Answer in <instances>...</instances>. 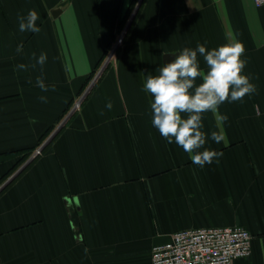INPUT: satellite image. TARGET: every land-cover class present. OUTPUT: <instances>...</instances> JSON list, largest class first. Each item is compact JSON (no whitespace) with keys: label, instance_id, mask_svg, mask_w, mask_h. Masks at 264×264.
<instances>
[{"label":"crops","instance_id":"1","mask_svg":"<svg viewBox=\"0 0 264 264\" xmlns=\"http://www.w3.org/2000/svg\"><path fill=\"white\" fill-rule=\"evenodd\" d=\"M32 9L41 31L20 32L18 14ZM124 23L118 62L95 81ZM232 39L246 49L244 74L257 90L220 106L226 142L211 139L221 127L204 114V147L222 155L200 167L153 127V97L142 89L166 54ZM0 187V264H151L152 247L176 231L234 224L253 237L251 254L234 264H264V5L0 0Z\"/></svg>","mask_w":264,"mask_h":264},{"label":"clouds","instance_id":"2","mask_svg":"<svg viewBox=\"0 0 264 264\" xmlns=\"http://www.w3.org/2000/svg\"><path fill=\"white\" fill-rule=\"evenodd\" d=\"M39 19L35 9L29 10L27 15L18 14L19 31L39 33ZM22 50L23 46L18 45L16 51ZM245 51L243 43L236 39L211 50L204 44H197L195 49L185 47L173 55V60L163 63L157 69L158 74H148L145 78L142 90L153 97L150 105L153 127L169 144L175 142L181 147L195 165L203 167L222 155L204 147L208 139L202 130L204 114L212 113L221 127L220 131L211 132V139L216 143L226 142L222 125L228 117L220 114V106L225 102L242 101L257 90L251 77L244 74ZM198 56L203 57L206 70L200 67ZM46 61L47 54L42 52L36 64L42 68ZM36 64L31 67L35 68ZM28 67L23 63L16 66L17 70L24 71ZM197 80L201 82L197 84ZM36 84L44 92L50 90L42 76L36 78ZM51 90H56L55 85ZM40 100L46 103L47 97L41 96ZM105 107L111 110L112 103L109 101Z\"/></svg>","mask_w":264,"mask_h":264},{"label":"built area","instance_id":"3","mask_svg":"<svg viewBox=\"0 0 264 264\" xmlns=\"http://www.w3.org/2000/svg\"><path fill=\"white\" fill-rule=\"evenodd\" d=\"M254 1L258 7L264 5V0ZM123 33L119 41L109 47L106 63L115 55ZM102 69L96 74V78ZM80 102L81 99L76 101L70 113L79 107ZM50 139L51 136L44 143L47 144ZM252 239V233L237 224L189 227L172 233L171 239L166 243L152 247L151 264H234L235 260L251 254Z\"/></svg>","mask_w":264,"mask_h":264},{"label":"rangeland","instance_id":"4","mask_svg":"<svg viewBox=\"0 0 264 264\" xmlns=\"http://www.w3.org/2000/svg\"><path fill=\"white\" fill-rule=\"evenodd\" d=\"M125 22V21H124ZM122 26L120 27V29H119V31H118V33H117V36L114 38V40L112 41V43H114V42H117V41H119V39H120V37H121V35H122V33L125 31V29H126V27H127V24L125 25V23H124V25L123 24H121ZM124 34V36L122 37V39L120 40V44H119V46L117 47V51H116V53H115V55L113 56V58H111V60L108 62V63H106V59L108 58V54H109V47H108V51L106 52V54H105V56L103 57V59H102V61H101V65H100V67H99V71L101 70V68H103L102 69V71L100 72V74L97 76V78H96V76L94 77V80H95V78H96V80H98V78H101L102 77V75H105V72H106V70L108 69V68H110L111 66H113V64H116L117 62H118V59H119V57H120V55H121V52H122V48H123V45H124V38H125V35H126V32L125 33H123ZM112 43H111V45H112ZM111 45H110V47H111ZM98 71V72H99ZM97 72V73H98ZM95 80V81H96ZM76 110H77V108H76ZM76 110L75 111H73V112H71V115L72 114H74L75 112H76ZM70 113V112H69ZM67 121H69V120H67ZM34 152L35 151H33L32 153H30L28 156V158H30L33 154H34ZM16 169H18V167H15V169H13L14 171L16 170ZM12 170V169H11ZM12 172V171H11ZM11 174V173H10Z\"/></svg>","mask_w":264,"mask_h":264},{"label":"water","instance_id":"5","mask_svg":"<svg viewBox=\"0 0 264 264\" xmlns=\"http://www.w3.org/2000/svg\"><path fill=\"white\" fill-rule=\"evenodd\" d=\"M61 10L62 9H60V8H57V9H53V14L54 15H58L60 12H61ZM176 54H178V53H168V54H166L165 55V63H167V62H170L171 60H173L175 57L173 56V55H176ZM44 144H46V143H44ZM43 144V146H45ZM43 146L41 147V149L43 148ZM41 149H40V151H41ZM39 150L36 152V153H34V155H32L30 158H29V160L23 165V166H21L20 167V169L17 171V172H15V174L7 181V182H9L12 178H14L17 174H18V172H21V170H23V168L26 166V165H28L32 160H33V158H35L36 157V155L40 152ZM6 182V183H7ZM5 183V184H6ZM4 184V185H5ZM4 185H2V186H4ZM2 187H0V189H1ZM69 201L70 202H72V200L71 199H69ZM73 203V202H72Z\"/></svg>","mask_w":264,"mask_h":264}]
</instances>
